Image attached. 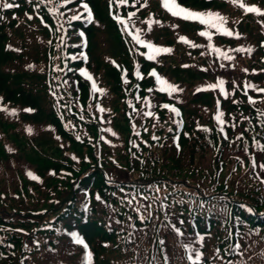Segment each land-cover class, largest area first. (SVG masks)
Instances as JSON below:
<instances>
[{"label": "trees", "instance_id": "trees-1", "mask_svg": "<svg viewBox=\"0 0 264 264\" xmlns=\"http://www.w3.org/2000/svg\"><path fill=\"white\" fill-rule=\"evenodd\" d=\"M87 1L88 25L80 0H0V264H85L73 232L92 264H264V0H177L239 38ZM126 26L171 51L149 60Z\"/></svg>", "mask_w": 264, "mask_h": 264}, {"label": "snow or ice", "instance_id": "snow-or-ice-1", "mask_svg": "<svg viewBox=\"0 0 264 264\" xmlns=\"http://www.w3.org/2000/svg\"><path fill=\"white\" fill-rule=\"evenodd\" d=\"M65 2H68V0H65ZM119 2L121 4L125 3V0H119ZM2 6L3 8L5 9H9V8H12L14 5L12 3H2ZM163 6L173 15V16H178V17H181L182 19L184 20H198L201 24H208L209 27H212V28H215L217 29V31H221V34L222 35H225V36H233L235 35L237 38H239V33H234L233 31L229 30L227 27H223L227 22L225 20L224 17H222L219 13H213V12H195V11H190L184 7H181L177 2L176 0H163ZM82 8L84 10V12H86L88 15H87V19L89 21H91L92 19V12L91 10L89 9V6L87 3H83L82 4ZM246 11L247 12H250V13H256L258 15H264V12H261V10L258 8V7H255V6H252V7H247L246 8ZM131 15H134L131 14ZM81 18V15H74L71 17V19L73 20H77V19H80ZM29 19H31V17H29ZM120 23H124L123 20L119 21ZM156 23H159L158 21H156ZM149 24V30H151V24L152 22L149 21L148 22ZM200 35L202 36H208L209 39H211V36L209 35L208 32H201ZM133 39L136 40V42L138 44H144L148 49H150L151 51L149 52V54L147 55V58L149 60H153L155 59L156 55L157 54H160V53H168L171 51V49L169 48H163V47H157V46H154L153 44L151 43H146L144 40H142L139 36V34L133 36ZM181 40L182 41H185V38L184 37H181ZM195 46V45H193ZM236 51H247L249 53H251L252 49L251 48H248V49H244V48H237L235 49ZM227 59H230V57H225ZM245 71H247V69H245ZM82 75H85L87 76V78L89 80H92V77L89 76L86 72H83L81 73ZM136 75L137 77H140V73L139 71L136 72ZM150 75L153 76V77H156L157 81L162 83V84H167L166 81H163L159 76L158 74L155 72V70H153L152 72H150ZM220 84V90L223 92L224 89H223V85H224V81L221 80L219 82ZM168 89L170 91H178L179 89L174 86V85H167ZM213 88L216 87V85H212ZM92 88L93 90H96V91H103L102 89H97V86L95 84V82H93L92 84ZM162 91L164 90L163 88L161 89ZM259 91L261 92H264V88L262 89H259ZM250 102H254V101H251ZM165 108H168L169 106L168 105H164ZM7 110V109H5ZM30 111V109L28 110ZM171 111L172 112H177V109L176 108H171ZM216 119L222 124L224 121L221 119V116L218 114L216 116ZM262 167H264V165H262ZM28 175L30 177H32L33 179H35L36 177L32 176V173H28ZM97 199H99V197H97ZM72 237L74 238V242L79 244V245H84L85 247H87V245L85 244L84 240L81 239L79 237V235L75 232L71 233ZM200 256H201V253L199 252H196V259L193 261V264H198L199 260H200Z\"/></svg>", "mask_w": 264, "mask_h": 264}, {"label": "rangeland", "instance_id": "rangeland-1", "mask_svg": "<svg viewBox=\"0 0 264 264\" xmlns=\"http://www.w3.org/2000/svg\"><path fill=\"white\" fill-rule=\"evenodd\" d=\"M32 116H33V115H32ZM32 116H31V117H32Z\"/></svg>", "mask_w": 264, "mask_h": 264}]
</instances>
